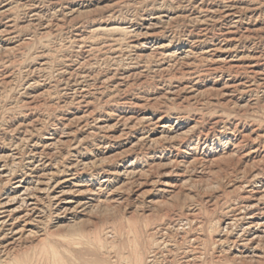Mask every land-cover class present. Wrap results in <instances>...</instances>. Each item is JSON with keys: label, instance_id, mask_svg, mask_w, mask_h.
I'll list each match as a JSON object with an SVG mask.
<instances>
[{"label": "rangeland", "instance_id": "1", "mask_svg": "<svg viewBox=\"0 0 264 264\" xmlns=\"http://www.w3.org/2000/svg\"><path fill=\"white\" fill-rule=\"evenodd\" d=\"M0 203V264H264V0H0Z\"/></svg>", "mask_w": 264, "mask_h": 264}, {"label": "bare ground", "instance_id": "2", "mask_svg": "<svg viewBox=\"0 0 264 264\" xmlns=\"http://www.w3.org/2000/svg\"><path fill=\"white\" fill-rule=\"evenodd\" d=\"M165 127V126H164ZM51 143V142H50ZM44 145V144H43ZM40 165V164H39ZM73 165V164H72ZM67 170V169H66ZM32 171V170H31ZM50 173H52V172H50ZM38 175V174H37ZM55 175V174H54ZM75 176V175H74ZM45 177V176H44ZM73 177V176H72ZM51 178V177H50ZM37 180V179H36ZM49 180V179H48ZM47 180V181H48ZM69 180V179H68ZM30 181V180H29ZM43 181V180H42ZM46 181V180H45ZM55 182V181H54ZM41 183V182H40ZM44 183V182H43ZM46 183V182H45ZM66 183V182H65ZM19 185V184H18ZM45 186H47V184L45 185ZM25 187V186H24ZM48 187V186H47ZM77 187V186H76ZM19 189V188H18ZM26 189V188H25ZM25 189H23L24 190V192H26L25 191ZM37 189V188H36ZM40 190V189H39ZM43 190H45V189H43ZM18 191V190H17ZM63 191V190H62ZM40 192V191H39ZM62 193V192H61ZM63 193H65V192H63ZM67 193V192H66ZM65 195H67V194H65ZM64 195V196H65ZM72 195V194H71ZM15 196V195H14ZM23 196V195H22ZM30 196V195H29ZM12 197V196H11ZM53 197H54V195H53ZM8 198H9V196H8ZM13 199H14V197H12ZM19 198H21V197H19ZM56 198H58L57 196H56ZM13 199H11L12 201H13ZM54 199V198H53ZM60 199H62V198H60ZM65 199V198H64ZM63 199V200H64ZM16 200V199H15ZM21 200V199H20ZM28 200V199H27ZM66 200V199H65ZM65 200H64V202H65ZM69 200V199H68ZM71 200V199H70ZM5 201V200H4ZM3 201V202H4ZM9 201V200H8ZM11 201V202H12ZM59 201V200H58ZM7 203V202H6ZM21 203V202H20ZM22 203H23V200H22ZM25 203V202H24ZM28 203V202H27ZM61 203H62V201H61ZM73 203L74 202H71V201H67V202H65L64 204H65V207H63V208H68L69 209V207L70 206H72L73 205ZM80 203V202H79ZM85 203V202H84ZM0 204H2V203H0ZM4 204H5V202H4ZM4 204H2V205H4ZM86 204V203H85ZM2 205H0V206H2ZM58 205V204H57ZM77 206H78V202H77V204H76ZM83 205V204H82ZM33 206V205H32ZM62 206V205H61ZM60 206V207H61ZM75 206V205H74ZM80 206H81V204H80ZM79 206V207H80ZM84 206V205H83ZM5 207V206H4ZM30 207V206H29ZM34 207V206H33ZM73 207V206H72ZM76 207V206H75ZM8 209V208H7ZM31 209H33V208H31ZM71 209H73V208H71ZM2 210V209H1ZM3 210H5V209H3ZM15 210V209H14ZM64 210V209H63ZM74 210V209H73ZM29 211V210H28ZM8 213L10 212V211H7ZM6 212V213H7ZM30 212V211H29ZM75 212V211H74ZM5 212H1L0 214H4ZM7 213V214H8ZM26 213V212H25ZM28 213V212H27ZM6 214V215H7ZM29 214V213H28ZM32 214V213H31ZM6 215H3L2 217H0V220L2 221V225L3 224H6L7 225V227H8V229H7V231L8 232H11L13 235H17L18 233L17 232H15V230H17L16 228L14 229V226H15V224H10L7 220H5V218H6ZM8 215H11L10 213L8 214ZM24 216V215H23ZM25 216H29V215H25ZM26 218H28V217H26ZM8 219H9V217H8ZM13 219V218H12ZM15 220V219H14ZM1 221H0V223H1ZM4 221V222H3ZM12 222H13V220H11ZM28 221V220H27ZM28 223V222H27ZM246 227V226H245ZM4 229V228H3ZM21 231V230H20ZM244 232V231H243ZM242 232V233H243ZM20 233V232H19ZM22 234V233H21ZM244 234H246V233H244ZM13 235H11V236H13ZM23 235V234H22ZM21 235V236H22ZM17 236H19V234L17 235ZM16 240V239H15ZM251 240V239H250ZM254 250V249H253Z\"/></svg>", "mask_w": 264, "mask_h": 264}]
</instances>
